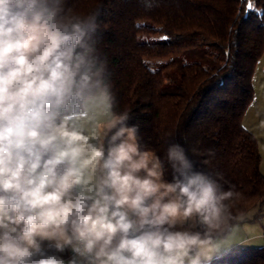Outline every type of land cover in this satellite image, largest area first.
I'll return each instance as SVG.
<instances>
[{
    "label": "clouds",
    "instance_id": "9594fccd",
    "mask_svg": "<svg viewBox=\"0 0 264 264\" xmlns=\"http://www.w3.org/2000/svg\"><path fill=\"white\" fill-rule=\"evenodd\" d=\"M98 16L0 0V264H212L244 242L234 193L186 140L142 145Z\"/></svg>",
    "mask_w": 264,
    "mask_h": 264
},
{
    "label": "trees",
    "instance_id": "16d2710c",
    "mask_svg": "<svg viewBox=\"0 0 264 264\" xmlns=\"http://www.w3.org/2000/svg\"><path fill=\"white\" fill-rule=\"evenodd\" d=\"M68 2L99 10L112 89L142 145L163 158L169 137L186 140L197 166L233 191L235 213L245 220L264 204L258 139L243 124L264 54V0ZM212 264H264V245L233 247Z\"/></svg>",
    "mask_w": 264,
    "mask_h": 264
},
{
    "label": "crops",
    "instance_id": "0c3cea01",
    "mask_svg": "<svg viewBox=\"0 0 264 264\" xmlns=\"http://www.w3.org/2000/svg\"><path fill=\"white\" fill-rule=\"evenodd\" d=\"M261 78H262V81L260 83H258V86L256 84H254L255 86H254V98H253V100L254 101L257 100V103H259V105H258L257 112L255 114V119L251 123L252 128L249 129L251 132H253L256 135V137L258 139L259 149H260V153L262 156L260 168L264 165V151L262 150V143H261V139H260V138H262L263 143H264V120L262 121L261 117H263V114L261 115V112H260V111H263V109H264V74H262ZM257 87H259V91H257ZM258 92H259V94H257ZM253 100H252V102L248 108L249 110H250L252 104L254 103ZM249 110H248V113H249ZM244 118H245V116H244ZM262 169H261V171L264 173V169L263 170ZM259 214H261V213L256 210L254 215L248 216L247 219H245L243 221L242 226L246 230L244 232V242L238 244L237 246H257V245H260L261 242H264V231H262V229L258 230V228L254 227L255 225L252 224L253 222H255L253 220L259 218V216H260ZM248 223H250V225H252V226H249ZM234 247H236V246H234Z\"/></svg>",
    "mask_w": 264,
    "mask_h": 264
},
{
    "label": "rangeland",
    "instance_id": "374dc122",
    "mask_svg": "<svg viewBox=\"0 0 264 264\" xmlns=\"http://www.w3.org/2000/svg\"><path fill=\"white\" fill-rule=\"evenodd\" d=\"M262 74H264V55H262V57L259 59L257 65H256V70H255V74H254L253 83L256 84L257 86H258V83H260L262 81V78H261ZM257 91H259V87H257ZM257 94H259V92ZM253 102L254 103L252 104L250 110L248 109L249 110V113H248V110H247V112L245 114V118L243 120L244 126L246 128H248V129L252 128L251 123L255 119V114L257 112L258 105H259V103H257V100L256 101L253 100ZM260 112H261V115L263 114V117H261L262 118V121H263L264 120L263 119L264 118V109H263V111H260ZM260 139H261V143H262V150L264 151V143H263L262 138H260ZM263 166L261 167V169L262 168L264 169ZM256 210L258 212H260L261 214H259L260 216H259L258 219L253 220L255 222H253L252 224L255 225L254 227L258 228V230L262 229V231H264V204L255 206L252 209H250V211L247 213V216L254 215V213L256 212ZM248 225L249 226H252V225H250V223H248ZM263 244H264V242H261V244L260 245H257V246H261Z\"/></svg>",
    "mask_w": 264,
    "mask_h": 264
},
{
    "label": "snow or ice",
    "instance_id": "6c2138e0",
    "mask_svg": "<svg viewBox=\"0 0 264 264\" xmlns=\"http://www.w3.org/2000/svg\"><path fill=\"white\" fill-rule=\"evenodd\" d=\"M249 9H250V10H253L251 4L249 5Z\"/></svg>",
    "mask_w": 264,
    "mask_h": 264
}]
</instances>
